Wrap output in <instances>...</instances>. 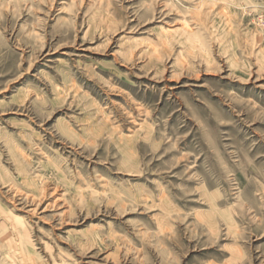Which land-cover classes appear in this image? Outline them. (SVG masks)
Instances as JSON below:
<instances>
[{
	"label": "rangeland",
	"instance_id": "obj_1",
	"mask_svg": "<svg viewBox=\"0 0 264 264\" xmlns=\"http://www.w3.org/2000/svg\"><path fill=\"white\" fill-rule=\"evenodd\" d=\"M0 264H264V0H0Z\"/></svg>",
	"mask_w": 264,
	"mask_h": 264
}]
</instances>
